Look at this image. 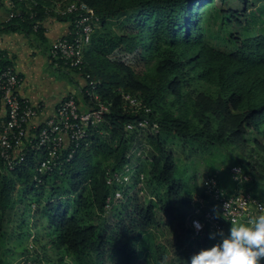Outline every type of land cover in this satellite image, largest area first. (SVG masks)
<instances>
[{"label":"trees","instance_id":"trees-1","mask_svg":"<svg viewBox=\"0 0 264 264\" xmlns=\"http://www.w3.org/2000/svg\"><path fill=\"white\" fill-rule=\"evenodd\" d=\"M24 1L20 7L28 13L8 22V27L40 33L33 31L27 6L33 5ZM36 1L37 20L56 18L46 14V8L62 0ZM77 1L86 3L98 18L85 51L86 72L100 82L96 92L110 114L90 130L74 160L64 164L62 175L56 171L37 185L34 171L42 155L35 152L22 168L0 173V264L3 236L17 199L34 192L43 196L49 183L55 185L52 193L57 199L43 207L36 203V215L54 229L50 246L63 255L58 264H66L68 256L71 264H161L165 257L166 264H176L168 262L173 255L183 260L180 264H191L194 255L220 243V234L207 230L204 237H196L188 226L192 199L184 201V212L177 200L185 186L176 176L178 162L169 150L168 136L204 158L223 151L252 176L245 184L258 188L253 196L264 197V188L254 178H264V160L257 164L255 176L249 172L258 158H264V0ZM57 19L70 23L68 18ZM7 66H14L12 60L0 54V69ZM121 91L150 107L151 114L128 109ZM84 100L88 104L85 94ZM146 116L159 125V134L126 131L128 123ZM138 141L150 147L147 160L124 202L109 211L110 222L105 210L111 194L107 171L122 168ZM141 174L143 188L135 189ZM64 181L69 185L63 192L58 184ZM19 189L21 195H16ZM230 226L223 222L225 233ZM31 238L38 243L44 236L35 233Z\"/></svg>","mask_w":264,"mask_h":264},{"label":"built area","instance_id":"built-area-1","mask_svg":"<svg viewBox=\"0 0 264 264\" xmlns=\"http://www.w3.org/2000/svg\"><path fill=\"white\" fill-rule=\"evenodd\" d=\"M33 6L27 5L31 11L30 19L34 20L33 31L43 30V23L37 20L38 13L33 7L38 5L36 0H29ZM24 0H0V7L6 5L9 9L8 22L24 19L28 13L21 8ZM27 9V8H26ZM46 14L56 18H68L72 26L70 35L57 40L48 56L51 65L55 69L74 70L82 73L87 80L84 90L89 99L87 108L82 109L74 96H69L59 105L56 114L48 119L44 125L29 126L39 115V107L24 99L19 94L23 79L14 66L0 69V173H11L22 168L29 157L35 152L42 155L34 171V182L37 185L44 183L46 176L58 171L63 174L64 164L74 160L78 150L90 137V130L101 124L110 109L103 104L97 94L99 81L94 80L92 75L86 72L85 51L91 45L92 37L96 29L98 18L93 9L86 3L77 0L53 1L46 8ZM125 105L132 112L146 115L151 114V108L144 106L137 98L121 91ZM126 131H138L139 135L160 133V127L147 116L134 122L128 123ZM150 147L147 143L136 142L127 156L129 160L120 169H109L106 182L110 187L111 194L107 198L105 210L111 211L115 206L124 202L125 193L131 192L130 187L134 184L138 168L147 160V152ZM231 174L237 183H249L252 176L244 173L241 166H233ZM144 174L140 175V183L135 189L143 188ZM144 193L143 191L141 192ZM203 196L195 198L190 214L187 216V224L194 231L196 237H204L207 230L210 232L224 233L223 222L232 225L247 222L249 218L260 213V206L264 205V197H256L249 191L227 193L220 186L214 176H208L203 182ZM207 199V200H206ZM212 203L214 208H207V202ZM229 204L228 209L225 208ZM194 222H199L202 228L198 230ZM29 253L22 257L20 264H38Z\"/></svg>","mask_w":264,"mask_h":264},{"label":"rangeland","instance_id":"rangeland-1","mask_svg":"<svg viewBox=\"0 0 264 264\" xmlns=\"http://www.w3.org/2000/svg\"><path fill=\"white\" fill-rule=\"evenodd\" d=\"M212 44H216L217 40L215 38H209ZM169 140V150H171L177 158L178 162V170L176 172L177 178L183 181L185 190L183 195L177 200L178 203H181L183 207V211L187 209V206L184 205V201L191 200V208L189 214L193 207V202L195 198H201L203 196V182L204 179L208 176H214L220 183V186L224 188L227 193H237L240 191H250L251 193H257V187H250L249 184L245 183H237L231 172L229 171L230 167H233L236 162L229 157L224 156L223 151L216 150L213 154L217 153L215 156L213 154L206 156L205 158L202 157L200 154L194 152V148L190 147L188 144L181 142L179 139L168 136ZM263 159L258 158L257 163L254 166V170H250L249 172H253L254 176L255 172H258V163L263 162ZM235 164V165H234ZM243 167V165L241 164ZM144 168H148L147 162L144 165ZM258 176V175H257ZM255 182H257L260 186L264 188V178L261 177H254ZM59 188L64 192L68 187L69 183L67 181L61 182ZM52 186L49 185L45 189V193L43 196H40L37 192H34L32 195L22 196L21 199H17V203L15 204V211L13 210L11 217H13L10 222H8L5 230V236H3V241L1 246L2 252V259L3 264H20L22 257H24L25 253L24 250L29 249V246L33 245L32 255L33 258L39 264H58V260L63 257V255L59 256L57 252L52 250L50 246L53 238V230L48 229V222L46 219H40L38 215H36V211L39 209L36 206V203L40 201L41 207L47 205L49 202L56 200L57 197L52 193ZM248 186L251 188L249 189ZM249 189V190H248ZM21 190L19 189L16 192V195H21ZM264 193V192H263ZM53 196V198H51ZM63 200H67L66 196H63ZM152 198V196H150ZM207 200V199H206ZM149 201V200H148ZM195 204V202H194ZM71 204V208H72ZM38 207V209H37ZM69 208V209H71ZM17 212V216L15 213ZM111 212H109L106 216L108 221H112L113 217L111 218ZM186 215V214H185ZM34 217H36L34 219ZM39 220L37 223L36 221ZM37 224V225H35ZM238 223L237 225H239ZM227 233H223V236H220V243H222L223 238L230 236V229ZM38 234L39 237L44 236L41 242H34L33 238L30 240V236L33 234ZM49 234V235H48ZM8 235V237H6ZM52 235V236H51ZM171 241L176 242L174 239V235H171ZM163 240V239H162ZM164 241V240H163ZM168 249L172 251L173 249L167 244ZM27 254V253H26ZM66 264H71L72 258L68 256L65 258ZM190 259V258H189ZM186 257L184 261H189ZM175 261L176 264H180L181 262L177 261V256L173 255L172 258L168 259V262ZM259 261H263L261 259Z\"/></svg>","mask_w":264,"mask_h":264},{"label":"crops","instance_id":"crops-1","mask_svg":"<svg viewBox=\"0 0 264 264\" xmlns=\"http://www.w3.org/2000/svg\"><path fill=\"white\" fill-rule=\"evenodd\" d=\"M6 1V0H3ZM9 9L0 7V54L12 60L23 79L19 94L22 98L39 107V115L30 126H42L56 114L59 105L74 96L80 107L86 109L84 90L87 80L82 73L55 69L49 60V50L53 44L66 38L72 31L66 20L48 17L43 22V30L37 34H26L18 26L8 27ZM207 208H214L207 202Z\"/></svg>","mask_w":264,"mask_h":264},{"label":"clouds","instance_id":"clouds-1","mask_svg":"<svg viewBox=\"0 0 264 264\" xmlns=\"http://www.w3.org/2000/svg\"><path fill=\"white\" fill-rule=\"evenodd\" d=\"M229 204L225 205L226 209ZM194 224L198 230L202 228L199 222ZM231 224L230 236L211 249L194 255L191 264H258L264 259V205L260 206V213L246 223L237 225L235 220H231ZM219 234L223 236L222 231ZM211 238H215V234ZM166 261L167 257L161 264H166Z\"/></svg>","mask_w":264,"mask_h":264}]
</instances>
